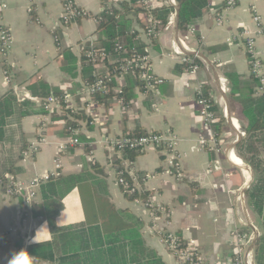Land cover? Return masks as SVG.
Returning a JSON list of instances; mask_svg holds the SVG:
<instances>
[{
  "label": "crops",
  "instance_id": "0c3cea01",
  "mask_svg": "<svg viewBox=\"0 0 264 264\" xmlns=\"http://www.w3.org/2000/svg\"><path fill=\"white\" fill-rule=\"evenodd\" d=\"M122 1L75 0L88 15L64 24L61 0H0V26L12 35L7 55L0 53V264H7L21 247L18 231L28 224L32 227L31 246L51 242L55 231L80 222L97 225L103 233L136 229L143 247L165 264L181 263L160 241L163 232L185 241L196 240L205 264H221L230 254V232L234 229L251 235L253 258L258 240L264 237V226L245 194L254 172L236 151L246 125L236 98L257 86L250 76L244 37L239 33L245 28L254 36L264 74V30L257 35L252 19L255 8L264 28V0H241L230 8L224 6L225 0H209L193 24L192 35L178 30L175 0H151L152 9L174 7L172 24L159 31L155 44L145 33L147 10L145 14L127 12L124 16L132 21V30L149 52L152 71L160 82L156 91L147 94L134 88L125 111L113 97L85 92V83L99 69L88 67L83 60L91 42L102 43L103 32L96 17L104 6L119 10ZM186 55L201 60L195 73L183 68ZM6 67L11 73L9 80L4 76ZM228 71L235 72L240 81L233 96L225 77ZM198 87L216 107V121L209 129L202 127L197 116ZM64 93L70 95L68 107L62 105L49 113L42 109L44 97ZM42 128L48 142L31 157L23 156ZM135 131L174 132L178 168L171 167L158 149L127 155L114 151L110 144L113 137ZM210 133L216 134L221 147L217 153L199 144L200 137ZM75 137L78 144L70 141ZM62 145L64 149L59 148ZM122 158L130 161L138 174L139 192L133 196L122 193L116 182ZM56 163L59 168H55ZM55 171L59 173L52 177L58 181L56 192L52 197L44 194L52 204L50 213L45 206L47 217L42 215L40 186L32 208L37 216L31 210L24 217L21 198L3 191L7 182L25 183ZM75 176L82 179L74 181ZM136 195L140 202L133 200ZM157 208L162 210L151 215ZM260 244L264 249V239Z\"/></svg>",
  "mask_w": 264,
  "mask_h": 264
},
{
  "label": "built area",
  "instance_id": "2783aa9c",
  "mask_svg": "<svg viewBox=\"0 0 264 264\" xmlns=\"http://www.w3.org/2000/svg\"><path fill=\"white\" fill-rule=\"evenodd\" d=\"M32 2L33 0H29ZM174 0H172V3ZM238 1L241 0H225L224 6L226 8L233 7ZM147 10V26L145 33L148 36L156 37L159 33L155 32L157 20L151 15V0H140ZM5 6V5H3ZM110 6H104L102 12L107 11L111 14ZM31 11V6L28 7ZM100 13V14H101ZM100 14L97 20H101ZM87 12L77 5L75 0H61V13L60 18L64 24H71L77 20L86 17ZM252 19L257 26V35L263 33L264 28L261 27V17L255 8H252ZM220 19L218 18L217 21ZM173 15L171 14L165 24V28L172 24ZM188 33H194V27L188 28ZM239 36L244 37V49L248 58V65L251 73L257 78L258 83L256 86V93L264 94V74L262 70V63L256 56L255 40L254 36L249 30L243 29L239 33ZM12 45V35L5 26H0V53L7 55ZM179 52V50H176ZM124 50L121 45L115 44L112 52L104 50L100 45L91 44L83 52V60L87 64H91L99 69L92 75V80L87 81L84 86V90L89 95H109L116 99L122 111H125L130 106V102H126L123 97V87L126 76L137 75L141 82V92L147 94L149 92L156 91L157 85L160 82L152 71V58L149 52H139L137 50L131 51L129 56L123 55ZM195 57V56H194ZM185 58H183L184 60ZM189 62H193L192 59H188ZM7 65V64H4ZM9 66V65H8ZM110 66L112 69L110 70ZM198 65L192 64L187 70L190 73H195L198 70ZM9 68H12L9 66ZM10 70L6 67L4 69V76L6 80H9ZM227 90V88H226ZM195 104L197 106V116L200 119L202 127L209 129L211 124L216 121L215 111L211 109L212 100L207 95H204L202 87H198ZM70 101V95L64 93L62 95L49 94L41 101L42 109L49 113L53 108H60L62 105L68 107ZM43 129L38 134V138L32 141L28 147L23 151V156L31 157L33 153L37 152L40 147L47 143V139L43 133ZM244 135V132H241ZM74 144H78L79 140L75 137L70 140ZM177 135L172 131H146L143 134H123L113 137L110 141L111 147L119 154H123V149H131L136 151H142L145 149H158L168 158V162L171 167L178 168L176 145ZM199 144L205 149L213 152H219L221 147L218 143L215 133H210L207 137H200ZM64 149V145L59 147ZM59 164H55V168H59ZM59 173L48 172L41 176H35L25 183H12L5 184L7 196L20 197L23 200L24 217L31 214L34 200L37 194V188L42 182L49 180L54 176H58ZM138 181V174L132 170L131 163L127 159L122 158L120 160V167L116 171V182L120 185L122 193L127 196H133L139 192L136 182ZM139 197L136 195L133 200L139 201ZM149 206V202L145 203ZM162 208L151 210V215L155 211H160ZM22 229V228H21ZM32 227L28 224L23 228L20 238L22 241L21 250L25 247L26 243L30 242ZM160 241L170 250V252L178 259L181 264H205L203 256L200 252V247L196 240L188 239L183 240L178 235L171 232H163L159 236ZM252 237L246 232L234 229L230 232L231 250L230 254L225 257L221 264H254L253 252L249 249Z\"/></svg>",
  "mask_w": 264,
  "mask_h": 264
},
{
  "label": "trees",
  "instance_id": "16d2710c",
  "mask_svg": "<svg viewBox=\"0 0 264 264\" xmlns=\"http://www.w3.org/2000/svg\"><path fill=\"white\" fill-rule=\"evenodd\" d=\"M178 5V30L185 33L190 26H193L202 16V10L209 0H175ZM174 7L171 5H161L153 8L150 13L157 20L155 32L161 31ZM111 14L107 11L100 14L98 29L103 32L100 36L102 42L100 47L112 52L115 44L121 45L124 50L123 55L129 56L131 51H144L143 44L140 43L138 33L132 30V21L125 18V14L130 11L145 14V7L140 0H123L120 2L119 10L110 8ZM151 37V36H149ZM198 36L196 35V38ZM152 42H157L155 37H151ZM183 60V68L187 71L192 64L201 65V60L193 55H186ZM192 59L193 62H189ZM87 64V63H86ZM88 67H94L87 64ZM110 70L112 66L109 67ZM251 73V71H250ZM251 78L258 83L257 78L251 73ZM126 83L123 87V97L126 102H130L134 96V88H141V82L137 75L126 76ZM225 77L229 81V94L233 96L239 89V79L235 72H225ZM92 80V76L88 81ZM250 90L246 94L237 96L241 105L242 115L246 119V125L242 131L244 136L237 143L236 151L244 163L248 164L254 172V180L246 190L245 194L249 205L258 215L264 226V94L255 93ZM255 94V95H254ZM206 96V94L204 93ZM110 97L109 95H92ZM212 110H216L212 104ZM144 131H135L131 134H143ZM123 154L134 153L136 150L123 149ZM119 164V163H118ZM120 164L117 165V169ZM82 178L75 176L74 181ZM4 181V179H3ZM8 183V182H7ZM58 181L55 178L40 184L43 212L47 217V210L51 211L50 203L45 200L46 193L51 197L55 194ZM3 191L6 192L5 185ZM21 204L23 200L21 198ZM49 206L45 211V206ZM50 208V210H49ZM32 214L37 216V211L32 209ZM50 228L53 222L49 220ZM54 234L51 242H43L28 247V255L34 259V264L39 261H54L57 264H165L155 253L143 247L142 240L139 239L136 229L120 230L118 232L103 233L97 225H85L83 222L70 224L61 228ZM262 236L257 242L254 252L256 264H262L261 258L264 249L260 243ZM260 244V245H259Z\"/></svg>",
  "mask_w": 264,
  "mask_h": 264
},
{
  "label": "clouds",
  "instance_id": "9594fccd",
  "mask_svg": "<svg viewBox=\"0 0 264 264\" xmlns=\"http://www.w3.org/2000/svg\"><path fill=\"white\" fill-rule=\"evenodd\" d=\"M32 242L26 243L25 247L17 252H13L7 264H34V259L27 255L29 253L28 246Z\"/></svg>",
  "mask_w": 264,
  "mask_h": 264
},
{
  "label": "water",
  "instance_id": "95a60500",
  "mask_svg": "<svg viewBox=\"0 0 264 264\" xmlns=\"http://www.w3.org/2000/svg\"><path fill=\"white\" fill-rule=\"evenodd\" d=\"M175 17H176V25H178V6L175 8ZM252 182V178L250 177L249 180H248V185ZM248 185L246 186V188L248 187ZM257 233H255V237H254V241L255 239L257 238ZM252 247H253V244L251 245V247H249V249L252 251Z\"/></svg>",
  "mask_w": 264,
  "mask_h": 264
},
{
  "label": "rangeland",
  "instance_id": "374dc122",
  "mask_svg": "<svg viewBox=\"0 0 264 264\" xmlns=\"http://www.w3.org/2000/svg\"><path fill=\"white\" fill-rule=\"evenodd\" d=\"M234 129L236 130V132L239 131V129H237V128H235V127H234ZM28 181H29V180H28ZM23 228H24V227H22V229H21L20 231H18V234H21V232L23 231Z\"/></svg>",
  "mask_w": 264,
  "mask_h": 264
},
{
  "label": "bare ground",
  "instance_id": "6f19581e",
  "mask_svg": "<svg viewBox=\"0 0 264 264\" xmlns=\"http://www.w3.org/2000/svg\"><path fill=\"white\" fill-rule=\"evenodd\" d=\"M236 163H241V162H236Z\"/></svg>",
  "mask_w": 264,
  "mask_h": 264
}]
</instances>
